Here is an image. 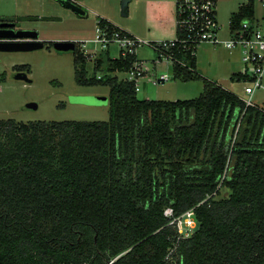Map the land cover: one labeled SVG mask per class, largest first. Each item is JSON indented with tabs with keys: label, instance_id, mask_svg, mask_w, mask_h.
Segmentation results:
<instances>
[{
	"label": "trees",
	"instance_id": "trees-1",
	"mask_svg": "<svg viewBox=\"0 0 264 264\" xmlns=\"http://www.w3.org/2000/svg\"><path fill=\"white\" fill-rule=\"evenodd\" d=\"M172 54L174 78L202 79L198 98L139 100L114 76L136 56L106 51L89 72L77 50L76 84L109 87L108 121L0 120V264H264V113ZM166 208L193 209L197 229L179 238Z\"/></svg>",
	"mask_w": 264,
	"mask_h": 264
},
{
	"label": "rangeland",
	"instance_id": "rangeland-1",
	"mask_svg": "<svg viewBox=\"0 0 264 264\" xmlns=\"http://www.w3.org/2000/svg\"><path fill=\"white\" fill-rule=\"evenodd\" d=\"M122 1L124 0L85 1L83 8L86 15L80 17L56 0H0V24L19 20L17 23L21 29L36 31L38 39L44 42L43 48L34 51L0 52V77H4L0 82V120L13 119L22 123L108 121L111 109L109 87L79 86L75 81L74 56L81 47L91 57L105 55L106 51L112 59L119 55L115 45L106 50L93 42L98 19L94 11H99L115 26L142 41L158 42L175 38L174 24H158L149 20L148 12L146 13L148 0H128L125 16L122 15ZM243 3L244 0L217 1V20L223 31L228 28L229 18ZM167 5V15L175 22L174 2L167 0ZM26 16L57 17L59 20L20 21ZM161 19L164 20L165 17L158 16L156 21ZM60 41L75 42V51L54 50L51 43ZM195 56L196 71L202 78L216 82L239 98L245 97L243 81L230 78L233 73L243 69L237 51L230 53L223 47L203 43L197 46ZM136 58L143 62L147 70L139 81V91L136 93L139 100L184 101L196 99L203 93L202 79L184 81L174 78L171 63L165 59L159 61L151 46L138 47ZM92 59L88 61L89 72L93 66ZM22 65L29 67L26 75L31 83L15 79L16 66ZM164 74L168 75L169 80L153 85V78ZM114 76L123 79L124 73H115ZM252 101L263 106L264 91L257 90ZM31 103L36 105L35 109L28 107ZM227 195L228 191L222 187L216 198Z\"/></svg>",
	"mask_w": 264,
	"mask_h": 264
},
{
	"label": "built area",
	"instance_id": "built-area-1",
	"mask_svg": "<svg viewBox=\"0 0 264 264\" xmlns=\"http://www.w3.org/2000/svg\"><path fill=\"white\" fill-rule=\"evenodd\" d=\"M172 1L175 5L176 35L174 39L146 42L122 29L115 30L107 25L100 26L97 24L93 42L99 44L101 49L106 50L115 45L119 50L118 58L136 56L138 47L142 45L151 46L157 53L159 61L165 59L172 66L174 63L185 66L183 61L175 59L172 51H188L193 56L197 46L203 43L211 44L214 47H223L230 53L237 51L243 63V69L241 72L233 74L238 75L240 77L238 81H243L245 85V97L238 98L245 107H257L264 113V105L259 106L252 101L257 90L264 91V0H244V3L239 7L240 11L249 7L252 12L239 22L234 21L233 14L228 20L227 30L224 31L217 20L218 0ZM80 50L88 56L89 60L97 58V56L94 58L85 53L83 47ZM146 71L143 62L136 58L131 68L124 72V80L133 83L135 92H138L140 78ZM168 80V75L164 74L158 78H153L152 83L157 85ZM163 214L179 238L189 237L198 227L193 209L187 210L181 215H174L171 208H166ZM114 260L108 264H112Z\"/></svg>",
	"mask_w": 264,
	"mask_h": 264
},
{
	"label": "water",
	"instance_id": "water-1",
	"mask_svg": "<svg viewBox=\"0 0 264 264\" xmlns=\"http://www.w3.org/2000/svg\"><path fill=\"white\" fill-rule=\"evenodd\" d=\"M64 8L71 10L74 14L84 17L86 12L83 8L76 5L71 0H56ZM128 0L122 1V15H127ZM44 47V42L38 40V33L34 30H14L10 26L0 28V52H29L38 50ZM53 49L60 52H72L75 49L73 41H60L53 43ZM15 79L22 80L26 83H31L26 73L15 74ZM30 109H35L36 105L31 103L28 105Z\"/></svg>",
	"mask_w": 264,
	"mask_h": 264
},
{
	"label": "crops",
	"instance_id": "crops-1",
	"mask_svg": "<svg viewBox=\"0 0 264 264\" xmlns=\"http://www.w3.org/2000/svg\"><path fill=\"white\" fill-rule=\"evenodd\" d=\"M85 1L88 2V0H79V2L81 3V5H83V3ZM167 7H168L167 0H148V2H147V8H146V13L148 12L149 20L151 22H153V23H158V24H160V23H165L167 25H170V24L173 25L174 24V27H175L174 19L173 20L170 19L168 17V15H167ZM94 13H95V15L98 16L97 21L100 20V19H102V20L108 21L111 24H113L109 18H107L106 16H103V14H101L99 11H94ZM100 15L103 16V17H101ZM158 16L165 17V19L164 20L161 19V21H158L157 22L156 21V18ZM174 34L176 35V30H175V33L173 32V35Z\"/></svg>",
	"mask_w": 264,
	"mask_h": 264
},
{
	"label": "flooded vegetation",
	"instance_id": "flooded-vegetation-1",
	"mask_svg": "<svg viewBox=\"0 0 264 264\" xmlns=\"http://www.w3.org/2000/svg\"><path fill=\"white\" fill-rule=\"evenodd\" d=\"M72 2L76 3V5H78L79 7L83 8V5H81V3L78 1V0H71ZM84 9V8H83ZM69 10V9H68ZM71 11V10H69ZM72 12V11H71ZM76 15V14H75ZM52 18H57V17H52ZM12 26V28L14 30H21L20 26L18 25L17 22H14V21H6V22H1L0 24V28H6L8 26ZM97 25V24H96ZM39 40V39H38ZM75 43V42H74ZM51 46L53 47V43H51ZM75 48H76V44H75ZM75 50V49H74ZM17 73H22V72H16ZM26 73V72H24ZM27 74V73H26Z\"/></svg>",
	"mask_w": 264,
	"mask_h": 264
}]
</instances>
